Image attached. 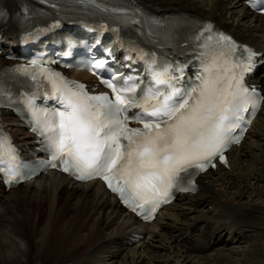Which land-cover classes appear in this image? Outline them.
<instances>
[{
    "label": "bare ground",
    "instance_id": "bare-ground-1",
    "mask_svg": "<svg viewBox=\"0 0 264 264\" xmlns=\"http://www.w3.org/2000/svg\"><path fill=\"white\" fill-rule=\"evenodd\" d=\"M136 1L161 15L210 17L264 49V17L239 0ZM0 7L9 13L1 28L13 38L20 0H0ZM6 64L0 58V68ZM257 82L264 87V68ZM15 129L18 141L30 145L31 134ZM246 137L231 151L230 169L210 171L198 194L178 199L148 225L99 183L50 173L10 191L0 184V264H264V105ZM134 232L145 238L132 242Z\"/></svg>",
    "mask_w": 264,
    "mask_h": 264
},
{
    "label": "snow or ice",
    "instance_id": "snow-or-ice-1",
    "mask_svg": "<svg viewBox=\"0 0 264 264\" xmlns=\"http://www.w3.org/2000/svg\"><path fill=\"white\" fill-rule=\"evenodd\" d=\"M211 31L209 24L204 32ZM201 47L205 49L202 71L190 87L179 86L181 67L166 65L161 71H152L153 87L138 92V86L118 87L105 80L113 95H91L85 85L41 68L39 75L46 78L62 107L51 113L41 129L51 153V159L43 162L45 167H55L60 161L65 172L71 171L79 179L103 177L123 202L133 210L138 208L145 219L168 202L173 188L195 190L194 179L187 180L189 187L180 185L185 178L214 166L217 155L227 162L223 153L232 142L231 133L241 123H251L243 115L249 106L253 115L259 108V93L243 84L255 53L245 48L247 63L226 58L225 52L235 57L240 46L223 33L208 35ZM217 51L220 56L213 55ZM103 63L97 61L95 66ZM16 71L32 81L38 79L27 68ZM34 100L35 94H24L29 107L34 106ZM131 109L139 111L130 117ZM132 120L143 126L129 127ZM5 144L10 146V140L0 134V148ZM7 171L9 182L15 180L14 169Z\"/></svg>",
    "mask_w": 264,
    "mask_h": 264
},
{
    "label": "rangeland",
    "instance_id": "rangeland-1",
    "mask_svg": "<svg viewBox=\"0 0 264 264\" xmlns=\"http://www.w3.org/2000/svg\"><path fill=\"white\" fill-rule=\"evenodd\" d=\"M17 209H18V208H14V210L12 209V211L16 212ZM10 215H11V211H9V212H7V213L5 214V216L8 218V220H7V222H6V225H7V226H10V220H9V218H11ZM1 229H3V228H1ZM11 253H13V252H11Z\"/></svg>",
    "mask_w": 264,
    "mask_h": 264
}]
</instances>
